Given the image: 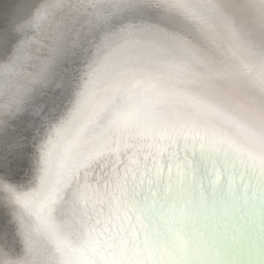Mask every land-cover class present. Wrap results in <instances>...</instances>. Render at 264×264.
Wrapping results in <instances>:
<instances>
[{"label":"snow or ice","instance_id":"obj_1","mask_svg":"<svg viewBox=\"0 0 264 264\" xmlns=\"http://www.w3.org/2000/svg\"><path fill=\"white\" fill-rule=\"evenodd\" d=\"M0 264H264V0H0Z\"/></svg>","mask_w":264,"mask_h":264}]
</instances>
